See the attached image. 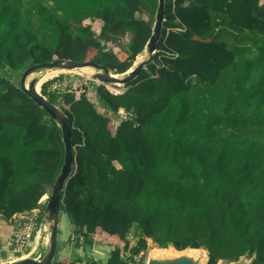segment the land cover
Listing matches in <instances>:
<instances>
[{
    "label": "trees",
    "instance_id": "trees-1",
    "mask_svg": "<svg viewBox=\"0 0 264 264\" xmlns=\"http://www.w3.org/2000/svg\"><path fill=\"white\" fill-rule=\"evenodd\" d=\"M158 4L0 0V220L47 198L46 208L65 159L61 127L9 74L60 58L125 73L153 33L137 13ZM88 18L103 21V38L130 34L127 48L107 50ZM47 87L69 117L78 163L60 211L88 244L105 235L106 264H133L148 239L204 247L208 264L246 254L264 264L262 0H170L158 50L125 91Z\"/></svg>",
    "mask_w": 264,
    "mask_h": 264
},
{
    "label": "water",
    "instance_id": "water-1",
    "mask_svg": "<svg viewBox=\"0 0 264 264\" xmlns=\"http://www.w3.org/2000/svg\"><path fill=\"white\" fill-rule=\"evenodd\" d=\"M166 20V0H159V4L156 11V19L153 26V33L150 37L146 50L149 57L140 62L134 68H130L121 77V74L112 73L109 67L92 62V61H77L73 59H56L54 61L36 63L26 68L20 78V87L25 91L39 106L44 108L61 127L62 140L65 145V159L64 163L58 173L52 193L49 196L46 211L45 220L49 228V240L45 254L41 259L32 256L21 257L11 261L9 264H52L54 262L55 255L58 249V226H59V214L60 206L63 202V191L78 169L77 156L74 153L73 148V132L69 123V117L65 111L56 103L49 100L47 96L42 94L38 89V77H33L29 81V77L35 72L50 69H63L71 70L77 68L90 67L96 70L94 78L104 84H124L126 85L130 81L136 79L145 67L152 62L155 53L158 50V43L162 39L164 21ZM166 249L169 247H159ZM174 255L165 256L164 254L150 255L148 256L146 264H208L209 255L208 251L204 247L193 248L199 249L200 253H194L188 247L183 250H178L172 247ZM247 258L248 255H243L239 260L233 261L232 264H251L255 258H250L249 261L244 262L243 258Z\"/></svg>",
    "mask_w": 264,
    "mask_h": 264
},
{
    "label": "rangeland",
    "instance_id": "rangeland-1",
    "mask_svg": "<svg viewBox=\"0 0 264 264\" xmlns=\"http://www.w3.org/2000/svg\"><path fill=\"white\" fill-rule=\"evenodd\" d=\"M170 0H166V5H169ZM262 3H264V0H262ZM137 16L139 18L145 19L147 21L152 22V24L154 25L155 19H156V13H152L149 12L146 9H142L140 12L137 13ZM84 23L86 25H91L95 34L99 37L100 41L107 47V50H111L114 52H119L122 49H126L129 42L131 41V35L130 34H126L125 36L121 37V38H114V39H106L101 37V29L103 26V21L101 19H86L84 21ZM164 28V26H163ZM149 57V54L147 52V50L145 49L144 52H142L140 55H138L137 59L135 60L133 66L131 68H134L136 65H138L140 62L146 60ZM26 69V68H25ZM21 70L20 72H18L17 74H9V76L14 80V82L17 84L20 81V78L22 76L23 71L25 70ZM93 69V68H92ZM94 72H90L87 70H84L82 68H77V69H71V70H61V69H50V70H42V71H38L35 72L34 74H32L29 77V81L33 78V77H38L39 80L46 77L49 74H53L52 77H49L47 79H45L43 82H41V84L39 85L38 82V89L40 90V92L42 93V87L44 83H47L49 85V83L53 82V79L56 78H63L68 77L72 80V85L75 86L77 88V91L81 90V84L84 83L86 85L91 86V83L93 82L94 85L99 82L97 79L94 78V73L96 72L95 69H93ZM121 77L124 76V74L120 75ZM106 87L115 92V93H120L123 92L127 89L126 85L121 84L119 86H117V84H105ZM76 91V94H77ZM82 93V91L80 92V94ZM43 94V93H42ZM80 94L78 96H80ZM48 97V96H47ZM52 193V188H49V192L47 193V196H50ZM47 207V206H46ZM46 210V208H45ZM64 221H66V218L61 217L60 218V236L62 237L64 232H65V228H64ZM140 236V232L136 230L135 227H133L131 229V231L129 232V240L131 245H135L138 241V238ZM61 241V238H60ZM60 243V244H59ZM58 244L59 246H61V242H59L58 240ZM87 247H85V252H83V256L86 260L91 261L94 257L93 253H97L96 249H92L90 246H88V243H85ZM157 244L154 243L152 241V239H148V249L143 251L139 256L135 257V262H133V264H146L148 256L150 251L153 248H157ZM169 247H173V246H169ZM44 249V247H43ZM58 251V250H57ZM129 252L124 253L123 257L124 258H129ZM19 259V258H18ZM250 258H243V261H249ZM218 264H232V262H228L226 260H221Z\"/></svg>",
    "mask_w": 264,
    "mask_h": 264
},
{
    "label": "crops",
    "instance_id": "crops-1",
    "mask_svg": "<svg viewBox=\"0 0 264 264\" xmlns=\"http://www.w3.org/2000/svg\"><path fill=\"white\" fill-rule=\"evenodd\" d=\"M115 163L118 167H120L117 162ZM61 217L66 218V221H64L65 232L62 237L60 236ZM12 231L13 225L9 222V220H0V264H9L10 261L17 258L12 255L13 253L10 252V247L8 246ZM49 233V230L44 229L41 233H38L33 237L29 245V249H34L35 251L30 256L35 257L36 255H39V253H42L43 257L48 246ZM104 237V234H97L94 238L95 241L93 243H89L88 246L92 249H96L97 253H93L94 257L91 261L86 260L83 256L85 247H87L85 246V243H87L85 241V237L76 231V226L70 215L64 211H60L58 240L61 242V246H59V243L57 249L58 251L55 255L53 264H90L91 262L106 264L113 245L101 240Z\"/></svg>",
    "mask_w": 264,
    "mask_h": 264
},
{
    "label": "built area",
    "instance_id": "built-area-1",
    "mask_svg": "<svg viewBox=\"0 0 264 264\" xmlns=\"http://www.w3.org/2000/svg\"><path fill=\"white\" fill-rule=\"evenodd\" d=\"M84 83L81 84V90L77 91V88L72 85V80L68 77L53 79V82L48 85V92H53L57 94H64L66 92H72L78 96L80 92L85 90V87H92ZM96 86V84L94 85ZM47 198L43 200L41 206L34 209L16 213L10 219L9 222L13 225V231L11 233L8 246L10 247V252H12L15 257L21 258L30 256L34 253V249H29L31 240L35 235L41 233L44 229L49 230L46 220H45V202ZM38 259L42 258V253L35 256ZM15 260V259H14ZM13 261V260H12ZM11 262V261H10Z\"/></svg>",
    "mask_w": 264,
    "mask_h": 264
},
{
    "label": "bare ground",
    "instance_id": "bare-ground-1",
    "mask_svg": "<svg viewBox=\"0 0 264 264\" xmlns=\"http://www.w3.org/2000/svg\"><path fill=\"white\" fill-rule=\"evenodd\" d=\"M82 69L87 70V71H90V72H94L93 69L90 68V67H85V68H82ZM61 70H63V69H61ZM53 74H54V73H53ZM53 74H49V75H47L46 77L40 79V80H39V85H40L41 82H43L45 79H47V78H49V77H52ZM119 85H121V84H117V86H119ZM190 250L194 251V253H200L199 249H193V248H191ZM159 254H164L165 256H172V255H174L175 253H174V250H173L171 247L166 248V249H162V248L157 247V248H153V249L150 251L149 256H150V255H159Z\"/></svg>",
    "mask_w": 264,
    "mask_h": 264
}]
</instances>
